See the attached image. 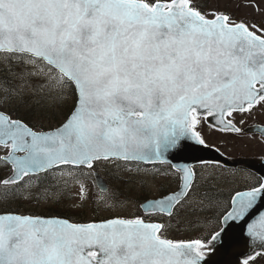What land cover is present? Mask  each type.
Returning <instances> with one entry per match:
<instances>
[{"label":"snow or ice","instance_id":"obj_1","mask_svg":"<svg viewBox=\"0 0 264 264\" xmlns=\"http://www.w3.org/2000/svg\"><path fill=\"white\" fill-rule=\"evenodd\" d=\"M262 4L245 6L264 17ZM258 114L264 19L210 0H0V264H213L241 241L237 264H259L264 175L228 170L248 183L212 230L171 235L186 233L182 213L222 207L212 189L225 165L190 155L214 148L205 129L240 136ZM253 127L264 144V124ZM101 170L116 182L172 176L177 187L131 217L17 210L58 205L78 186L73 207L92 199L97 214L115 213L123 193Z\"/></svg>","mask_w":264,"mask_h":264},{"label":"rangeland","instance_id":"obj_2","mask_svg":"<svg viewBox=\"0 0 264 264\" xmlns=\"http://www.w3.org/2000/svg\"><path fill=\"white\" fill-rule=\"evenodd\" d=\"M249 0H210L212 6H219L222 9H226L231 12L237 18L261 20L264 17L257 15L251 7H246ZM264 6V4H262ZM35 103V101H33ZM253 118H246L245 123L238 125L240 127L246 126L252 123ZM205 135L210 144L213 146L222 148V150L231 156H262L264 154V144L260 143V138L253 137L250 138L244 135H231L223 134L220 132L213 131L209 133L205 129ZM106 170H101L100 173L107 182L109 187H118L123 193L121 206L119 209L113 213L105 211L101 208L99 214H97L95 209V204L92 199L88 200L83 208L73 207V205L79 203L78 199H69V196H76L79 192L78 186L72 187L69 192L65 193V197L60 204H40L36 205L34 203H26L24 206L18 208L17 210L21 213L26 212L25 210H31L32 212L41 214L47 213L49 210L59 211L61 213L67 214H79L81 220H92V219H102L110 217L111 215L118 214L124 217H131L134 215H143V212L139 205L148 199H156L167 194L170 190H174L177 187V181L172 176L153 177L150 174L141 173L138 176H125L124 181L116 182L110 173ZM224 177L217 183L215 187H219L216 191L215 187L212 191L220 192L226 197H231L235 191H240L245 189L248 181L243 179V173L236 176L228 175V171L224 170ZM126 181V182H125ZM88 188L95 193L96 186L93 180L87 181ZM206 189H202L204 191ZM145 198V199H143ZM222 202V201H221ZM227 207V206H226ZM22 208V209H21ZM219 209L214 208L211 211H186L182 213V217L187 225V231L184 234L177 235L176 233H171L174 238H197L201 234H206L211 231L214 225L215 217L218 215ZM21 209V210H20ZM259 264H264V261H260Z\"/></svg>","mask_w":264,"mask_h":264},{"label":"water","instance_id":"obj_3","mask_svg":"<svg viewBox=\"0 0 264 264\" xmlns=\"http://www.w3.org/2000/svg\"><path fill=\"white\" fill-rule=\"evenodd\" d=\"M251 134L259 133L255 127L246 130ZM213 149H203L195 153H191V157H200L206 160H219L226 168H239L245 167L246 169L256 173L257 175H264V161L248 158H231L226 157L220 150L217 152ZM175 163H197L194 158L185 160H174ZM99 177L104 182L105 179L99 174ZM107 183V182H106ZM152 200V199H150ZM146 202V201H145ZM144 203V202H143ZM237 232L240 231L239 228L235 229ZM243 242L237 244L235 251H224L214 255L213 264H237L238 257L240 253L246 251Z\"/></svg>","mask_w":264,"mask_h":264},{"label":"trees","instance_id":"obj_4","mask_svg":"<svg viewBox=\"0 0 264 264\" xmlns=\"http://www.w3.org/2000/svg\"><path fill=\"white\" fill-rule=\"evenodd\" d=\"M107 173H110L109 171ZM217 194V198L222 201V203L224 204V208H226L228 202L230 201V198L231 197H226L224 195H222V193L220 192H215ZM145 199V198H143ZM220 208V207H219ZM217 208V209H219ZM224 208L218 210V214L222 213V211L224 210ZM22 209V208H21ZM20 209V210H21ZM26 212H24V214H27V213H33V214H38V213H35V212H32L31 210H25ZM39 215H58V216H61V217H64V218H71L73 221H82L81 220V216L79 214H67V213H61L59 211H52V210H49L47 213H41ZM215 226V224L213 225V227ZM259 260V258H258ZM260 262V261H259ZM262 262V261H261Z\"/></svg>","mask_w":264,"mask_h":264},{"label":"flooded vegetation","instance_id":"obj_5","mask_svg":"<svg viewBox=\"0 0 264 264\" xmlns=\"http://www.w3.org/2000/svg\"><path fill=\"white\" fill-rule=\"evenodd\" d=\"M257 124H264V114H258L256 116V118L252 121V123L250 124H247L246 126H251V125H257ZM245 127V126H244ZM243 127V128H244ZM244 136H248L250 138H253V137H258L260 139H262V137L260 135H249V134H244ZM222 149V148H221ZM254 157V156H253ZM259 157V156H258ZM241 170V168L239 169ZM244 170V169H243ZM242 173V172H241Z\"/></svg>","mask_w":264,"mask_h":264}]
</instances>
